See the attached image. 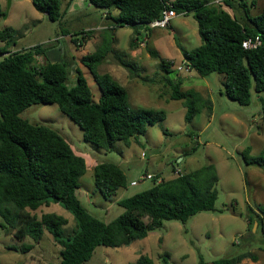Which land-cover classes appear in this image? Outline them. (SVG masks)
<instances>
[{"label":"trees","instance_id":"trees-1","mask_svg":"<svg viewBox=\"0 0 264 264\" xmlns=\"http://www.w3.org/2000/svg\"><path fill=\"white\" fill-rule=\"evenodd\" d=\"M30 1L49 21H59L65 14L61 0ZM233 1L223 0L216 4L212 0H88L113 22L112 30L134 29L132 48L136 46L134 40L140 30L158 19L167 4L177 16L191 15L197 23L201 44L192 50L181 49L190 71L202 77L213 73L222 75L225 96L240 106L250 104L253 87L264 114V5L252 15L249 10L252 7L240 0L241 14L233 8ZM227 9L234 10L228 12ZM78 34L88 36L82 31ZM66 35L68 33L63 36ZM85 36L71 41L82 46L87 42ZM17 37L12 27L0 30V43L5 46L13 45ZM256 37L260 41L256 48L242 47L244 40ZM46 49L36 45L25 51L0 50L3 56L0 61V218L6 224L1 228L16 230L14 238L18 242L28 236L35 243L46 230L61 247L59 264H84L99 246L128 247L161 228L163 221L184 224L199 213L216 211L218 176L215 166L209 164L169 179L161 178L159 183L155 182L159 177H155L148 190L118 201L123 213L109 223L90 215L76 196L78 181L86 172L85 160L57 131L31 124L20 114L33 105H56L79 127L86 142L97 150H111L115 142L144 134L147 126L163 121L165 113L132 108L123 87L109 74L95 72L109 52L106 46L81 57L101 92L98 102L93 101L79 70L76 84L68 87L65 63H37L36 58L43 57ZM149 53L155 55L151 50ZM119 61L130 73L134 72L131 62L121 58ZM161 68L166 74L171 71L164 59ZM166 82L172 89L170 100L183 101L185 122H191L205 109L211 112V101L199 92L193 89L182 92L180 82L168 79ZM262 133L264 135V129ZM249 154L247 147L242 152L247 165L264 168L263 155L250 157ZM93 182L104 200H110L118 189L127 185L124 172L113 163L95 166ZM50 202L60 204L74 216L76 230L71 235L65 236L68 221L63 217L48 213L38 218L26 211H36ZM251 211L258 219L248 217V220L250 224L259 225L264 237V210ZM30 249V245H23L20 251L27 253ZM250 257L256 261V257ZM245 258L247 255L240 254L221 258L213 264H239ZM133 264L154 263L148 256L141 255Z\"/></svg>","mask_w":264,"mask_h":264},{"label":"rangeland","instance_id":"rangeland-1","mask_svg":"<svg viewBox=\"0 0 264 264\" xmlns=\"http://www.w3.org/2000/svg\"><path fill=\"white\" fill-rule=\"evenodd\" d=\"M61 1L65 14L59 21L52 22L37 12L30 0H11L10 5L7 0H0L3 13L0 30L12 27L18 36L13 45L0 43V50L25 51L36 45L44 46L45 54L36 58L37 63H65L68 87L76 84L79 70L93 101L98 102L101 92L81 57L106 46L109 52L95 72L109 74L123 87L132 108L165 113L163 121L147 126L144 134L115 142L111 150H97L86 142L79 127L56 105H33L20 114L31 124L57 131L85 160L86 172L76 190L82 207L98 220L109 223L123 213L118 201L152 187V181L142 179L145 175L169 179L173 169L186 174L212 164L218 176L215 212L199 213L184 224L163 221L161 228L128 247L99 246L84 264H133L141 255L151 258L154 264H165L164 260L168 264H213L221 258L240 254L247 258L239 264H264L263 234L256 222L250 224L248 220V217L258 219L251 209L264 210V168L247 165L242 156L247 147L250 157L264 156V114L253 87L250 104L240 106L225 96L222 75L213 73L202 77L194 70L177 69L184 62L181 49L192 50L201 44L197 23L191 15L176 16L170 29H153L145 46L134 40L136 46L132 48L133 28L112 30L113 22L88 0H72L69 5V0ZM260 2L264 4V0ZM239 4L240 0L232 2L233 8L242 14ZM248 4L251 7L249 0ZM255 7L249 9L250 14L256 15L262 5ZM227 10L233 12L234 9ZM81 31L88 36L78 34ZM83 36L87 42L82 46L71 41L75 38L79 41ZM150 50L155 55L152 56ZM120 58L134 65L132 74L119 64ZM2 59L0 56V61ZM162 59L170 64L169 74L161 68ZM166 79L180 82L182 92L193 89L209 99L211 112L205 109L191 122H185L183 101L170 100L172 89ZM102 163L119 166L127 180L126 187L118 189L110 200L101 197L93 182V169ZM133 181L137 185L131 186ZM26 211L38 218L48 213L63 217L68 221L65 236L76 230L74 216L58 203L50 202L36 211ZM1 225L6 226L0 218V264L60 263L61 247L46 230L37 243L28 236L18 242L14 238L16 230L3 229ZM23 245H30V251L22 253ZM250 255L256 257V261Z\"/></svg>","mask_w":264,"mask_h":264},{"label":"built area","instance_id":"built-area-1","mask_svg":"<svg viewBox=\"0 0 264 264\" xmlns=\"http://www.w3.org/2000/svg\"><path fill=\"white\" fill-rule=\"evenodd\" d=\"M223 0H219V1H214L215 3H220ZM177 15L175 14V12L173 11V9L171 8V6L169 4H167V6L163 9V11L161 12V15L158 19L153 20L152 22H150L147 26H145L144 28H142V30H140V35L136 38V41L138 42V44L140 46H145L147 44L148 41V36H149V31L153 30V29H170L171 26V21L176 17ZM260 44L259 39L256 37L254 39H250V40H244L242 42V47L244 49H250V48H256L258 45ZM178 70L182 71H190V65L189 63H187L186 61L183 62L182 66H179L177 68ZM182 173H180L178 170H173V175H180ZM143 180H150V181H154L155 176L148 174L145 175L144 177H142ZM156 183L161 182V178L157 179L155 181ZM131 186H135L137 185L136 182H131L130 183Z\"/></svg>","mask_w":264,"mask_h":264},{"label":"crops","instance_id":"crops-1","mask_svg":"<svg viewBox=\"0 0 264 264\" xmlns=\"http://www.w3.org/2000/svg\"><path fill=\"white\" fill-rule=\"evenodd\" d=\"M171 1V0H170ZM215 1H219V0H215ZM249 2H250V5H251V7L253 8V7H255V6H258L259 4H261L262 5V7H263V5L264 4H262V2H260V0H249ZM246 3H247V5L249 6V4H248V0L246 1ZM261 7V8H262ZM256 9H257V7H255ZM254 8V9H255ZM149 40V39H148ZM202 95V94H201ZM203 96V95H202ZM204 97V96H203ZM205 98V97H204ZM174 170V169H173ZM157 176V175H156ZM174 176V175H173Z\"/></svg>","mask_w":264,"mask_h":264},{"label":"water","instance_id":"water-1","mask_svg":"<svg viewBox=\"0 0 264 264\" xmlns=\"http://www.w3.org/2000/svg\"><path fill=\"white\" fill-rule=\"evenodd\" d=\"M7 2H8V5H10L11 0H7Z\"/></svg>","mask_w":264,"mask_h":264}]
</instances>
